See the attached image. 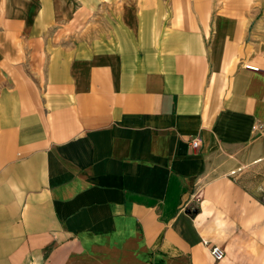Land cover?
Segmentation results:
<instances>
[{
    "label": "crops",
    "instance_id": "1",
    "mask_svg": "<svg viewBox=\"0 0 264 264\" xmlns=\"http://www.w3.org/2000/svg\"><path fill=\"white\" fill-rule=\"evenodd\" d=\"M95 1L0 0V264H264V10Z\"/></svg>",
    "mask_w": 264,
    "mask_h": 264
},
{
    "label": "rangeland",
    "instance_id": "2",
    "mask_svg": "<svg viewBox=\"0 0 264 264\" xmlns=\"http://www.w3.org/2000/svg\"><path fill=\"white\" fill-rule=\"evenodd\" d=\"M187 1L188 0H96L95 10L93 14L91 13V15L86 16L84 13L83 15H80L79 22L76 23L78 25L73 33H77V31H79V35H83L84 33L82 34V31H86V27L88 24L91 25L92 28H94L96 34L100 33L103 28L108 29V24L111 25V28L113 26H116L115 28L117 30L118 26H120L121 22L124 20V16H118L117 12L113 10L117 7L118 9L124 10L127 13L134 12L136 8H139L138 14L147 13V18L150 22L151 15L156 16L157 14H159L160 19H165L172 12V10H181L184 6L183 3ZM228 1H234L235 8L238 9H246L248 11H255V9H260V14L263 13L264 10V0H214L215 11H221L223 9L232 7H228ZM241 6H244V8H242ZM141 10H143V12ZM178 14L182 15L183 13L179 11ZM129 18L130 22H134L132 18L135 17L131 16ZM70 31V26H68L64 32V35L65 33H67V35L70 36L72 34V32ZM73 35L76 36V34ZM64 39L70 40V37L65 36ZM262 196L264 197V194Z\"/></svg>",
    "mask_w": 264,
    "mask_h": 264
},
{
    "label": "built area",
    "instance_id": "3",
    "mask_svg": "<svg viewBox=\"0 0 264 264\" xmlns=\"http://www.w3.org/2000/svg\"><path fill=\"white\" fill-rule=\"evenodd\" d=\"M246 66L250 69H256L257 68L256 66L250 65V64H247ZM199 145H200V140L196 137L193 138L190 142V146L192 148H196ZM196 200H198V198H196ZM203 244L209 249L210 253L212 254V256L216 260L221 259L223 257L224 250H223V247L221 245H217V244L211 243V242L206 241V240H203Z\"/></svg>",
    "mask_w": 264,
    "mask_h": 264
}]
</instances>
